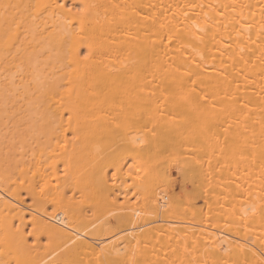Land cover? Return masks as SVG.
<instances>
[{
  "label": "bare ground",
  "instance_id": "obj_1",
  "mask_svg": "<svg viewBox=\"0 0 264 264\" xmlns=\"http://www.w3.org/2000/svg\"><path fill=\"white\" fill-rule=\"evenodd\" d=\"M0 264H264V0H0Z\"/></svg>",
  "mask_w": 264,
  "mask_h": 264
},
{
  "label": "rangeland",
  "instance_id": "obj_2",
  "mask_svg": "<svg viewBox=\"0 0 264 264\" xmlns=\"http://www.w3.org/2000/svg\"><path fill=\"white\" fill-rule=\"evenodd\" d=\"M97 145V144H96ZM97 146H99V145H97ZM96 149H97V147H96ZM162 170V171H161ZM163 171H164V169H162L161 167H158L157 168V170H156V172H157V180H160V182H158L157 184H156V187H157V191H159V192H162L164 195H167L168 193H171L172 194V196H178V195H182L183 194V192H184V190L186 189V188H188L189 186H190V182L189 181H187V182H185V180L183 181V180H180V177H179V175H178V171H177V169H176V162L175 161H172L170 164H169V173H170V181H169V183L168 184H165L164 182H163V180H161L160 179V177H163L162 175V173H163ZM135 173V174H134ZM165 173V172H164ZM162 174V175H161ZM168 174V173H167ZM132 177L131 178H133L134 176L133 175H137V172H133L132 174ZM126 178L127 180V183H131V181H132V179L131 178ZM159 177V178H158ZM134 181V180H133ZM181 181V182H180ZM135 182V181H134ZM134 182H132V184H134ZM182 182H185V184L184 183H182ZM159 184V186H157ZM161 184H163V186L161 185ZM161 185V186H160ZM162 187H163V189H162ZM133 191V190H132ZM132 193V192H131ZM89 194H91L90 195V197L91 198H89V196H88V198H89V200L88 201H90L91 202V200L92 199H94L96 196H93V194L94 193H90L89 192ZM95 195V194H94ZM136 196H137V194L134 196V198H133V195H132V197H131V195H130V197H129V201H130V203H128V205H131L133 202H135L136 201ZM94 197V198H93ZM79 199H80V197H78ZM86 199H87V197H86ZM120 201H121V198L119 199ZM95 202V199H94V201H93V203ZM92 203V205H93V209H92V216H93V219L94 218H96L97 216V218L95 219L96 221L94 222V224H100L101 222H102V220L99 218V214L101 213V209L99 208V207H94V204H97L98 205V203H97V200H96V203H94L93 204ZM198 204H201V203H199V202H197ZM94 214V215H93ZM97 216H96V215ZM99 218V219H98ZM109 218V220H108V223L109 224H114V218H112L111 216H109L108 217ZM98 219V220H97ZM152 224H154V225H160L161 224V222H155V223H152ZM96 226V225H95ZM119 228L121 227V226H118ZM118 227H116V229L115 230H119L120 232H121V234L120 233H117V231H112V232H110L109 233V235H107V238H108V240H106L107 242L109 241V239H111L108 243H112L113 241H116V240H119V238L121 237V235H122V233H124V230H125V227L124 226H122L120 229H118ZM124 229V230H123ZM118 231V232H119ZM106 235V234H105ZM103 237H104V235H102ZM109 236H111V237H109ZM96 237H98V241H100L101 240V237H99V235L98 236H96ZM102 237V238H103ZM106 237V236H105ZM106 242V243H107Z\"/></svg>",
  "mask_w": 264,
  "mask_h": 264
},
{
  "label": "snow or ice",
  "instance_id": "obj_3",
  "mask_svg": "<svg viewBox=\"0 0 264 264\" xmlns=\"http://www.w3.org/2000/svg\"><path fill=\"white\" fill-rule=\"evenodd\" d=\"M83 11V10H82Z\"/></svg>",
  "mask_w": 264,
  "mask_h": 264
}]
</instances>
